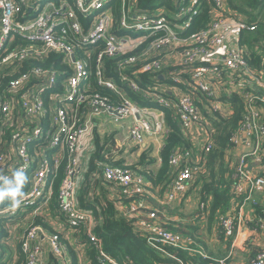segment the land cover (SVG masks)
I'll use <instances>...</instances> for the list:
<instances>
[{"label":"built area","instance_id":"1","mask_svg":"<svg viewBox=\"0 0 264 264\" xmlns=\"http://www.w3.org/2000/svg\"><path fill=\"white\" fill-rule=\"evenodd\" d=\"M214 3L207 27L188 35L183 31L199 12L197 0L172 18L162 7L142 8L138 0H0V177L12 178L16 170L25 176L19 207L13 208L8 198L0 200V216L22 210L23 218L1 221L0 235L6 232L1 243L9 245L17 236L15 229L28 223L15 240L27 254L25 264H39L42 236L48 237L58 263L72 264L56 227L46 220L51 228L45 233L39 223H32L37 216L77 231L82 227L87 240L98 246L99 261L119 264L100 246L94 210L81 206L76 195L86 186L99 121L125 125L126 142L143 145L146 136L171 131L165 116L154 121V112L173 110L192 143L190 151L170 157L175 174L166 194L168 201H175L205 172L214 113L229 117L225 107L231 106L223 96L237 93L244 114L232 143L234 148L243 144L246 151L238 159L234 190L251 201L264 192V170L261 174L249 168H264V96L247 90L255 84L264 90V60L261 69L252 68L249 46L240 42L242 33L257 25L236 12L226 14L224 0ZM108 58L118 61L108 66ZM117 155L114 151L111 159ZM65 161L62 191L55 201V180ZM102 178L119 197H136L145 190L144 176L129 166L104 163ZM130 206L134 214L125 216L138 220L135 228L145 232L150 244L193 250L191 239L157 221V212L140 218L145 205L136 200ZM221 226L234 238V216L222 217ZM233 257L217 264H264V246L251 260L230 261Z\"/></svg>","mask_w":264,"mask_h":264},{"label":"trees","instance_id":"2","mask_svg":"<svg viewBox=\"0 0 264 264\" xmlns=\"http://www.w3.org/2000/svg\"><path fill=\"white\" fill-rule=\"evenodd\" d=\"M138 3L142 8L162 7L166 10V14L172 18L182 6L189 5L191 0H138ZM224 3V12L226 14L236 12L248 23H256L257 27L254 31H245L242 33L240 42L241 44L249 46L252 68L256 70L261 69L264 60V0H224ZM197 5L199 6V12L193 17L189 27L183 31V34L189 35L201 31L211 21L212 11L215 7L214 0H197ZM115 11H118V8ZM116 16H118L117 12ZM93 60L94 57L92 56L90 58L92 70L95 67V60ZM117 61L118 58L112 60L108 58L107 64L108 66H113ZM247 90L264 96V90L256 84L250 85ZM223 99H227L230 103L231 115L229 117H221L218 113H214L213 124L215 133L213 136V146L205 154V172L201 173L190 183L188 190L181 198L187 200L195 198L197 208L193 212L194 216L197 219H206L209 227H213L214 224L220 221V227L218 228L220 235H223L230 242L233 238L227 237L222 230L221 219L230 207L231 201L234 202L238 198L241 200L242 195L236 194L234 190V186L238 181V176L236 175L238 162L232 166L228 165L226 163V152L235 149L232 138L242 124L244 105L237 93L223 96ZM163 111L165 112L166 124L171 131L166 136V142L161 151L162 163L156 175L149 176L154 184L161 185L160 194H163V192L167 193V187L175 174L173 167L170 165V157L174 153H185L192 149V143L180 129L173 110L164 109ZM113 138L114 135L109 136L108 140L102 142L99 133L94 130L97 150L89 163L85 180L86 186L81 188L78 194L81 206L91 207L94 210V233L100 239V246L107 254L112 256L119 264H210L211 262L217 264L218 261L226 259L229 256H234L230 261L239 262L235 258L233 251H230L225 258L211 260V255L206 254L198 246L201 245L202 248L207 249L203 238L200 237L201 231L198 225L189 222L186 224L185 231L177 223L166 219L165 207H155V210H148V207L145 206L140 209L142 214L139 216L141 218L145 217L151 211L157 212V221L169 231L181 234L185 238L184 240L191 239V247L193 250L189 251L174 247H155L149 243L145 232L135 228L134 218L130 219L128 216H121L115 210V201H121L122 204L131 207L132 202L145 199L148 194L144 190L142 195L126 198L119 197L118 193H116L117 196L112 201L108 200L107 196L104 195L106 187H113L102 178L103 164L109 162L113 165H119L111 159V152L115 145ZM65 163L66 161L60 166V174L55 180L54 198L58 194L60 184L64 178ZM262 172L260 173L262 174ZM93 176L94 179L92 178ZM255 208L258 213H262L263 208L260 207L258 202ZM37 222L45 225L48 224L42 216H37L32 220L33 224ZM262 224H264V218L260 217V226ZM5 236H7L6 232L1 231L0 248L2 251L0 254V264H25L27 262V254L23 252L21 244L15 246L17 252L16 261L14 262L11 259L9 250L6 248L8 245L1 243L2 237ZM87 242L90 248L91 263L102 264L98 259V246L90 240H87ZM231 252L233 255H230ZM172 255L176 256L177 259L171 258ZM48 264H58V261L52 255Z\"/></svg>","mask_w":264,"mask_h":264},{"label":"crops","instance_id":"3","mask_svg":"<svg viewBox=\"0 0 264 264\" xmlns=\"http://www.w3.org/2000/svg\"><path fill=\"white\" fill-rule=\"evenodd\" d=\"M222 94H224L223 91ZM225 108L231 114L232 110L230 109V107L226 106ZM154 116V121H157L159 118L164 117L165 113L163 111L157 110L154 112ZM101 123H97V129H101L104 127V124ZM112 126L114 127L113 130L115 133L113 138L115 141V145L112 149L111 155L114 151H117L118 155L115 156V159L119 161L118 164L129 166L134 170V172H138L139 174H142L144 176L145 190L148 195L145 197V199L138 200V202L143 203V205L147 206L148 210H155V207H165L164 212L166 214V219L171 222L177 223L178 225L183 227L185 231L187 223H196L201 231L200 237L203 238V241L205 242L204 244L207 249L202 248L201 245L198 246L206 254L211 255V260L225 258L230 251H233L235 258L239 262L248 261L256 257L261 247L264 246V224L260 226V217L264 218V192L258 193L254 196V200L256 201L245 200L243 196L241 200L238 198L235 199L234 202L231 201V205L226 210L224 216H234L237 228L233 240L229 242L223 235H220V230L218 229L220 227V221L214 224L213 227H209L207 225L206 219H197L194 216L193 212L195 208H197L196 200H194L195 198L190 200L179 198L175 201H168L167 194L165 192H163V194H160L161 185H156L150 180L149 176L156 175L162 163L161 151L165 145L166 136L148 135L143 145H131V143H128L129 145H125L124 139L127 135V127L125 125H118L115 123L112 124ZM108 138L109 136L106 137L102 142L108 140ZM198 148L199 147H196V149ZM245 151L246 148L243 144L235 147V149L232 151H227L226 163L232 166L234 163L238 162L240 155ZM200 154L203 156L202 150H200ZM205 161L206 160L204 157V164ZM249 168L253 169L254 171L264 170V168L261 166H251V164ZM116 193L117 192L114 188L106 187L104 195L107 196L108 200L112 201L115 200V197L117 196ZM257 202L260 204V207L263 208L261 214L256 211L255 205ZM170 204H174L175 206H171ZM114 207L121 216L125 214L128 216H132L134 214V212H132L133 214H131V210H129V206H126V204L115 201ZM135 220L134 226H136V223L138 221ZM57 222H59L63 226V228L61 229V240L64 239L62 240V243H64V245L66 246L68 252V261H71L72 264H92L90 260V248L88 247L87 236L83 228L81 227L77 231L76 229H69L68 226H66L61 221ZM27 224L19 226L15 229V234L17 236L11 237L10 239L12 240V242L8 245V247H6L9 250V256L14 260V262L17 259V254L14 257V254L16 253L15 246L17 245V243H15V240L19 237H22ZM40 241L42 243V251L39 259V264H48L49 259L52 256L48 245V237L42 236L40 238ZM5 257L7 256L5 255ZM58 264H60V262ZM210 264L213 263L211 262Z\"/></svg>","mask_w":264,"mask_h":264},{"label":"clouds","instance_id":"4","mask_svg":"<svg viewBox=\"0 0 264 264\" xmlns=\"http://www.w3.org/2000/svg\"><path fill=\"white\" fill-rule=\"evenodd\" d=\"M0 200L8 198L13 208L19 207L22 203L24 192L23 186L25 183V176L23 171L16 170L12 174V178L0 177Z\"/></svg>","mask_w":264,"mask_h":264},{"label":"rangeland","instance_id":"5","mask_svg":"<svg viewBox=\"0 0 264 264\" xmlns=\"http://www.w3.org/2000/svg\"><path fill=\"white\" fill-rule=\"evenodd\" d=\"M229 88H231V87H229ZM223 93L225 94L226 93V91H223ZM99 123H101L100 121H99ZM114 127L112 126V124H110V122L108 121V122H106L105 123V125H104V127L103 128H101V129H97L98 131H99V135H100V137H101V139H102V141L106 138V137H108V136H113L114 134H111L110 135V133L109 132H114ZM101 130V131H100ZM97 131V132H98ZM102 131H104V132H102ZM127 135H128V132L126 133ZM127 135L125 136V145H129L127 142H126V140H127ZM147 137V136H146ZM124 138V137H123ZM146 139V138H145ZM132 145V144H131ZM121 158V157H120ZM133 161V160H132ZM115 162H117V163H119V161L117 160V159H115ZM134 162V161H133ZM126 164H128V163H126ZM119 165H121V164H119ZM61 191H62V189H61ZM61 191H60V188H59V191H58V194L55 196V201H57L58 199H59V195H60V193H61ZM83 191V190H82ZM79 192H80V190H78L77 192H76V195H78L79 194ZM171 205V204H170ZM171 206H175L174 204L173 205H171ZM21 213H22V210H20L19 212H18V214H16V215H12V216H9V217H3V216H0V222L1 221H8V222H12V221H14V220H18V219H22L23 218V216H21ZM45 220H47L48 222H49V224H51V225H54L55 227H56V230H55V232H57L59 235H60V238H61V234H62V232H61V229L63 228V226L59 223V222H57L55 219H52V221H50L49 220V218H46ZM40 224V226L41 227H43V231L46 233V232H49V228H50V226L47 224V225H45V224H43V223H39ZM64 232V231H63ZM62 240H64V239H62ZM61 240V241H62ZM213 243V242H212ZM51 255H53L52 253H51ZM56 259H58L55 255H53ZM59 260V259H58ZM60 261V260H59ZM63 262H60V264H62Z\"/></svg>","mask_w":264,"mask_h":264}]
</instances>
